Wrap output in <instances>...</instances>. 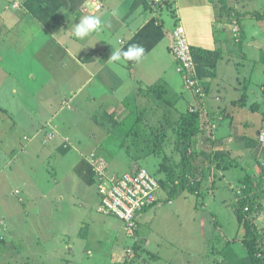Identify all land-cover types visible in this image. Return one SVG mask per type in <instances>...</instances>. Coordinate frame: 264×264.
<instances>
[{
    "label": "rangeland",
    "instance_id": "1",
    "mask_svg": "<svg viewBox=\"0 0 264 264\" xmlns=\"http://www.w3.org/2000/svg\"><path fill=\"white\" fill-rule=\"evenodd\" d=\"M239 3L257 10L256 20L246 30L249 33L252 29L256 32L254 34L260 35L264 29L253 27L264 22V0ZM237 18L238 14L230 9L231 22L238 20ZM162 28L165 32L172 33L173 22H163ZM2 34L3 29L0 28V36ZM44 37L47 36H39V40L42 39L41 42L47 44L39 49L47 53L46 57L51 56L52 60L48 62L39 54H32L33 51L28 54L32 59L26 60L25 53L21 57L22 44L9 37V33L0 41V109L3 110V114H0V129L19 135L22 141L24 136L30 139L23 154L19 153L15 157L9 156L10 154L0 155V162L8 164L5 174H0V221L3 220V215L8 218L13 216L15 228L22 230L21 236L19 233L17 236L10 234V238H7L8 234H5L0 246H8L7 251L10 253L5 254L7 259H2L3 263L0 260V264H94L95 258L98 261L100 257L103 258L101 261L106 262L104 255L109 259L113 251L117 250L110 241L108 226L119 233L120 240H124L120 241V245H131L129 253H124L126 248L119 250L126 254L121 264H247L245 250L240 242L244 232L238 227L234 214L237 200L234 193H238L248 181L244 180L246 175L252 176L251 181L258 185L255 200L260 205V210L249 216L255 229L253 233L258 234L257 244L264 252V184L258 178V163L264 160V140H258V133L264 131V92L261 90L264 69L259 68L264 67V52L260 55L259 48L256 47L259 43L251 44L257 53L255 60L242 57L241 62L235 64L236 68L232 66L229 76L223 75L222 84L213 81L221 90L218 105L225 109L226 116L219 121V117L210 118L216 125L212 139L220 140L222 146H208L203 141L206 145L203 147L200 144L201 138L194 137L191 149L194 153L200 150V153L192 163L194 168L189 186L181 194L171 198V202L164 203L162 208L155 212L151 209L137 219L140 237L145 228L142 248V243H133L135 238L126 235L120 222L98 212L99 198L91 168L94 167L97 171L102 168L100 164L89 161L88 157L95 152L107 163L110 175L124 174L133 166H138L156 180L159 179L158 167L160 168L163 157L170 162L163 164V167L172 168L181 162L183 156L179 153H160L159 157L149 153L150 143L157 141L161 146L167 147L157 151L169 153L173 151L172 147L177 141L176 128L171 131L166 126L167 116L164 117L161 113L165 107L160 108L154 103L158 101L153 96L158 91L154 90L165 88H161L160 84H156L151 91L142 85L122 88L119 93L129 92L133 96L119 98L125 111L118 118L128 119L119 123L116 128V123L109 119L106 112L107 106H103L106 109L103 110L101 105L86 100L94 88L92 85L81 89L79 107L76 103L71 104V107L59 103L60 99L66 98L63 87L67 85L66 88H71L83 77L77 68L68 64L66 71L70 70L72 75L69 78H74L64 80L62 67H57L62 60L67 59L62 53L63 47L60 48L52 39L44 40ZM92 39L93 37L86 38L85 43L89 44ZM73 40L76 45L81 41L75 37ZM51 44L53 50L48 48ZM71 46L78 49L72 43ZM30 49L27 48L26 53ZM198 55L211 65L214 63L216 73L221 74L226 63L224 56L219 57L222 53L210 54L209 57L203 52ZM175 68L174 65V70ZM35 72L36 80L29 81V74ZM175 73L178 87L174 90L172 88L171 94L167 91L165 111L171 112L170 115L177 120L180 108L174 109L173 98L177 94L178 99L184 90L182 78L176 73L180 77L176 79ZM210 93L216 96V87ZM158 94L159 97L160 93ZM233 99L244 100V106L232 104ZM254 104L259 105V109H252ZM134 105L143 107L138 106L139 112L133 111L128 116ZM213 106L210 108L219 109V106ZM53 126L58 128L62 136L65 131L69 139L75 140L77 144L81 142L80 146H76L78 154L74 149L61 151L59 133ZM164 135L166 137H163V141L161 137ZM213 148L216 150H212ZM217 151L228 153V160L235 158L233 164L229 163L224 171L218 170L217 163L212 162L216 158L215 154L221 155ZM173 157L176 162L170 160ZM105 162L102 163L104 169ZM17 165L23 167V173L15 170L20 169ZM163 173L162 180H170L175 175L167 171ZM14 176L17 178L14 179ZM204 176L207 178H203ZM10 179L14 180L9 184ZM190 185L193 187L192 191ZM15 191L19 194H15ZM165 191L167 190H159L161 199H166ZM109 221L112 225L106 223ZM30 224L34 225L32 231L28 230ZM47 228L52 231H47ZM58 233H61V240L66 245L52 251L49 244L53 243ZM31 239L36 240L37 246L28 248ZM146 253L148 256L144 257Z\"/></svg>",
    "mask_w": 264,
    "mask_h": 264
},
{
    "label": "crops",
    "instance_id": "2",
    "mask_svg": "<svg viewBox=\"0 0 264 264\" xmlns=\"http://www.w3.org/2000/svg\"><path fill=\"white\" fill-rule=\"evenodd\" d=\"M240 1L245 0H237L236 2L231 0H161V2H156V0H0V28L3 29L0 41L4 39L6 33H9V37H13V40H18L20 45L22 44L21 57L25 53L26 60L32 59V56H28V54L33 51L32 54L37 53L48 62L52 60L51 56L46 57L47 53L45 54L44 51L39 49L40 46H44L47 43H42V39L39 40V36H47L43 38L47 41L54 40L60 48L63 47L62 53L67 57L66 61L62 60L57 66L62 67L64 80H68L69 75H72L70 70L66 71L68 64L77 68L82 73L81 77H83L82 80H79V78L71 88H66L67 85L63 87V93L66 98L65 100L60 99L59 103L64 104L63 101H65V105L70 107L71 104L74 105L75 103L80 105L81 89L92 85L94 88L86 100L101 105L100 107L103 110H106L103 106H107L106 112L109 119L116 123L115 126L118 127L119 123L128 119L118 118L125 111L123 102L119 98L133 96V93L129 94V92L119 93L122 88L126 89L129 86L142 85L151 91L156 84H160L161 88H165L170 94L174 89H177L178 83L175 81L174 73L178 70L179 63L171 50V36L175 27L182 26L191 45L193 59L195 58L194 77L200 85L202 84L201 86L204 89L208 87L207 98L203 101V105L205 110L210 112V107L219 103L215 101L216 96L210 93L211 89L216 87L213 81L215 83L218 81V84H222L224 82L223 75L229 76L230 70H233L232 66L236 68L242 57L255 60L257 53L253 50L255 47L251 45L253 42L259 43L256 47L259 48L260 55L261 52H264V30H261L260 35L254 34L256 32L252 31V29L249 33L246 30V27L256 20L255 18L258 16L257 10L244 3H239ZM94 4L98 5V7ZM239 7H242V9H239ZM230 9L238 14V20H233L235 22H231ZM113 10L117 11L118 14L116 16L111 15ZM85 15L100 16L104 25L100 31L89 36L93 37V41L89 42V44L85 43L86 39H84L76 45L73 40L74 36L71 35V30L73 25ZM167 21L173 22L172 33L165 32L162 28V23ZM235 24H238V26ZM254 28L264 29V22ZM1 37L3 38L1 39ZM71 43L77 46L78 49L73 48ZM133 44L141 45L145 49L144 59L140 63L132 61L110 63L108 61L112 50H126ZM52 45L48 47L51 50H53ZM29 47L31 49L26 53ZM202 52L206 57H209L210 54L218 55L222 53L219 57L222 58L224 56L226 63L221 74L218 75L216 73L217 67H215L214 63L212 66L198 55ZM174 65L176 66L175 70ZM259 68L264 69V67L260 66ZM177 74L176 79H179L181 76L178 74L179 77ZM35 78L36 72L30 73L28 80L33 81L36 80ZM73 78L70 76L69 80ZM160 91H163V89ZM173 99L177 100V98ZM191 101L194 104L198 103V101L197 103L194 101L192 96L191 98L189 96L181 97L175 103L174 109L180 108V113H184V107L193 105ZM167 102L164 96L155 104L160 108H164ZM138 106L143 107L142 105L132 106L133 110L128 112V116L133 111L139 112ZM163 110L161 111L162 114L165 112V109ZM2 112L3 110L0 109V114H3ZM163 116L166 117V115ZM167 120H169L168 115ZM88 121L91 122L89 119ZM53 127L59 133L58 139L61 141L59 145L61 151L67 152L74 149L78 154L76 146H80L81 142L79 144L75 143V140L68 138L65 131L62 136L61 132L57 130L58 128ZM66 141L69 143L67 147H64ZM25 149L22 147V140L19 135L0 129V155L10 154L9 156L15 157L19 153L23 154ZM7 165L4 162H0V174H5L4 170ZM17 166L20 169L15 170L23 173V167L21 165ZM6 178L7 176L5 180ZM16 178L14 176V179ZM14 179L8 180V183L10 184ZM15 194L18 195L19 192L15 191ZM164 200V198H160L157 204L149 210L152 209L155 212V210L162 208L163 204L166 203L163 202ZM149 210L141 213L138 217ZM3 216V220L0 221V242H3L5 234H8L7 238H10V234L17 236L19 233L21 236L22 230L18 231L15 228L12 221L13 216H10V218L6 215ZM105 217L114 219V217L110 216ZM6 219L9 220L6 222ZM115 220L120 222L116 218ZM106 223L112 225L111 221ZM33 228L34 225H28L29 231H32ZM144 229L141 237L138 231L134 237L126 234L128 237L130 236L129 238H135L133 243H142V248ZM47 231H52V229L47 228ZM107 232L111 235L110 241L116 246L117 250L113 251L109 259L104 255L106 262L101 261L102 257L98 261L95 258L94 264H121L126 254L119 250L126 248L124 253L131 251V245L127 243L120 245V241L124 242V240H120L119 233L112 230L110 226H108ZM136 236H138L137 239ZM61 238V233H58L53 243L49 244L52 246V251L65 247L66 243ZM31 240V244L27 245L28 248L32 245L37 246L36 240ZM7 247L0 246V260L7 259L5 254L10 253V251H7ZM88 255H90L89 252ZM146 256H148L147 253L144 254V257ZM28 257L30 258L29 255ZM3 262L2 260L1 263ZM66 264L69 263L67 262Z\"/></svg>",
    "mask_w": 264,
    "mask_h": 264
},
{
    "label": "trees",
    "instance_id": "3",
    "mask_svg": "<svg viewBox=\"0 0 264 264\" xmlns=\"http://www.w3.org/2000/svg\"><path fill=\"white\" fill-rule=\"evenodd\" d=\"M231 1L236 2L237 0H231ZM246 1H248V0H246ZM176 72L181 76V78L183 80L184 86L182 85V89L184 91L179 94V99H177L175 101V103L181 99L180 97H188V96H189V98H191V96H192V98H194V101L196 103L198 101V103L194 104V102L191 101V104H193V105H191L189 107H184V113H180V116L177 120H175L174 117H172L170 115L171 112L165 111L163 113V115L170 116V117H168L169 120H168V123H166V126H168V128L171 131L176 128L175 129V137H176L177 141L175 140L174 147H172L173 151H171L169 153H167L166 151H157L159 148H167L166 146H163V145L161 146V144H158L157 141L154 143H150L151 151L149 153L152 152V154L156 157H159L160 153H166V155H169L172 153H175V154L179 153L180 155L183 156L182 161L178 162L175 165L173 164L174 166L172 168L163 167V164H165V163L170 164L169 160L166 157H163L162 158L163 162L161 163L160 168L158 167L159 179L156 180L145 169L138 168V166H133L128 172H126L124 174H112V175H110L108 173V170H107V163L102 158L97 156V154H95V152H93L94 154L92 153V156L89 155L88 160L89 161L91 160L94 164H97V163L100 164L101 168H103L102 170L106 171L107 175H105V176L108 178V180L112 179L110 181H107V184H111V186H112V185L116 184V181L119 182V181L123 180L125 178V176H127L128 174L133 176V175H138V174L144 172L145 174H147L149 177H151L158 184L159 189L167 190V191H165L167 197L163 202L169 203V202H171L170 201L171 198H175L176 196L181 194L183 192L182 190H184L185 187L189 186V184H190L189 178L192 176L191 172L194 168V165H192V163H193V161H196V158L199 156V153H200V150L197 151L198 153L197 152L194 153L191 149V147H192L191 143H192V141H194V137L201 138L200 144L203 147L206 146L202 143L203 141L207 142L208 146L211 144L213 145V147L214 146L216 147V145H221L220 140H218L217 138L212 139V138H214L213 131L216 130V125L213 121H211L210 118L214 117V119H217V117H219L217 119V121L221 120L222 118H224L226 116L225 109L221 108L219 105H214L213 107L219 106V109L218 108H210L209 109L210 112L206 111L205 106L203 105V101L207 98L206 92L208 90V87H205V89H204L201 86L202 84L200 85V83H198L197 80H196V82L198 84L190 85V81H191L190 77H192V80H193L194 79L193 75L187 76V74H184L183 72H181L179 70H177ZM218 87L219 86L216 85V98H215L216 102H220V99H221V90L218 89ZM230 87H232V86H230ZM261 88H263L261 90L264 92V84L261 85ZM154 91H158L160 93L159 97H158V95H159L158 92L154 93V95H153L158 100L162 99L167 94L166 89H163V91L156 89ZM175 95L176 96L174 98H177V94H175ZM151 97H152V95H151ZM156 102H154V103H156ZM63 103L65 105V101H63ZM231 103L237 104L240 106H244V104H245L244 100H234ZM74 105H76V104H74ZM165 109H166V107H165ZM220 109H221V111H220ZM252 109H254V110L259 109V105L254 104V106H252ZM212 122H213V124L211 125ZM116 128H117V126H116ZM132 130H133V127L131 126V131ZM262 133H264V131H260L258 133V137ZM163 137H166V135L161 137V139L164 141ZM157 138H158V136L156 137V139ZM29 141H30V139L27 136H24L23 141H22V147L25 148L26 144L29 143ZM68 143L69 142L66 141V144H65L66 147H67ZM217 147H219V146H217ZM218 149L220 150V148H218ZM212 150L215 151L216 148H213ZM217 153H220V152L217 151ZM197 154H198V156H197ZM220 154H221L220 156L215 154L216 158H214L212 162L217 163L216 168L218 170L221 169L222 171H224L228 167L229 163L233 164V160L235 161V158H231V156H230L229 158H231V159L228 160V159H226V157L228 156V153H225V154L220 153ZM212 156H214V155H212ZM224 159H226V160H224ZM170 160L176 162L174 157H173V159H170ZM223 160H224V162H223ZM103 162H105L106 169H104V167L102 166ZM238 164L240 165V163H238ZM258 167L260 169L258 172L259 182L261 184L262 183L264 184V160H262V161H260V163H258ZM91 169H92V172L94 175L93 181L95 182V185H96V193H97V196L99 198V204H100L101 199H100V195H99V182H98L100 175H98L97 170H94V167ZM164 171L175 173V175L170 180H162L161 178H163V176H164V173H163ZM203 172L205 173V171H203ZM205 176H207V175H205ZM205 176L203 178H207ZM255 178H257V177H255ZM246 179L248 181H246L243 184V186L240 188V191L238 193H236V191H235V193H234V195L236 196V199H237L236 204L234 206V214H235L236 219H237L238 227L240 228V230H242L244 232V236L240 242L243 246V249L245 250V254H246L245 261L247 262V264H264V252L260 250V247L257 244L258 234L253 233V232H255V229H254V225L252 224L251 219H250L251 216H249V215L254 214L255 212L258 213V211L260 210L259 209L260 205H257L256 200H255L256 199L255 192L258 189V185L253 184V182L251 181L252 176L246 175L244 180H246ZM244 180L242 182H244ZM190 190L191 191L193 190L192 185H190ZM159 200H160L159 197L156 198L154 206L157 204V202Z\"/></svg>",
    "mask_w": 264,
    "mask_h": 264
},
{
    "label": "built area",
    "instance_id": "4",
    "mask_svg": "<svg viewBox=\"0 0 264 264\" xmlns=\"http://www.w3.org/2000/svg\"><path fill=\"white\" fill-rule=\"evenodd\" d=\"M161 2V0H156ZM98 7V6H97ZM172 52L179 63L178 70L184 74L194 76V60L190 45L181 26H177L172 34ZM190 85H195L192 80ZM258 139L264 140V133ZM103 169V168H102ZM100 175L99 195L101 202L98 205V212L105 216H112L122 221L126 233L130 236L136 231V216L144 209L152 206L156 201L159 192L158 184L144 172L138 175H127L115 185L107 184L109 179L105 176L106 171H97ZM136 176V177H135Z\"/></svg>",
    "mask_w": 264,
    "mask_h": 264
},
{
    "label": "clouds",
    "instance_id": "5",
    "mask_svg": "<svg viewBox=\"0 0 264 264\" xmlns=\"http://www.w3.org/2000/svg\"><path fill=\"white\" fill-rule=\"evenodd\" d=\"M95 6H98V5H95ZM117 14L118 13L116 10H113L111 13L112 16H116ZM103 25H104V22L102 21L100 16H98V15H85V16H82L79 19V21L73 25L72 30H71V35L74 36L75 38L79 39V40H84V39L88 38L90 35L100 31ZM235 25L238 26V24H235ZM184 33H185V31H184ZM171 38H172V36H171ZM187 42H188V39H187ZM172 44H173V42H172ZM188 44L190 45L189 42H188ZM190 49H191V45H190ZM171 50H172V46H171ZM144 56H145V49L143 48V46L138 45V44H133V45H130L126 50H121V49L112 50L111 54L108 58V61L110 63H115V62L124 63V62H128V61L140 63L144 59ZM192 56H193V54H192ZM196 80L197 79L194 77L193 81L196 82ZM196 84H198V83L196 82ZM51 136L52 135H49V137H51ZM64 147H66V145H64ZM158 197L161 198L159 192L157 193L156 198H158ZM153 206H154V204L152 206H150L149 208L144 209L142 212L138 213V215L149 210ZM138 215L136 216V227L137 228H136L134 235L137 234V231H138V225H139L137 222ZM110 217H112V216H110ZM120 222L122 223L124 230H125V226H124L123 222L122 221H120ZM125 232H126V230H125ZM134 235H132V237H134Z\"/></svg>",
    "mask_w": 264,
    "mask_h": 264
}]
</instances>
